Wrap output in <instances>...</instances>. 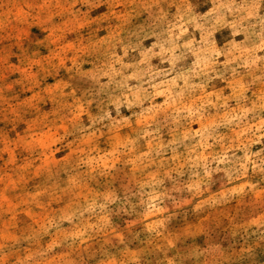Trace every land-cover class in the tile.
<instances>
[{
	"label": "rangeland",
	"instance_id": "rangeland-1",
	"mask_svg": "<svg viewBox=\"0 0 264 264\" xmlns=\"http://www.w3.org/2000/svg\"><path fill=\"white\" fill-rule=\"evenodd\" d=\"M0 264H264V0H0Z\"/></svg>",
	"mask_w": 264,
	"mask_h": 264
}]
</instances>
